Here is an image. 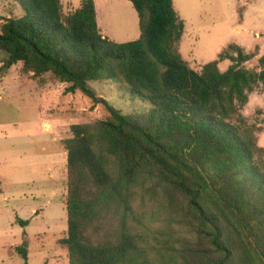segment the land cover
<instances>
[{"label":"trees","instance_id":"trees-1","mask_svg":"<svg viewBox=\"0 0 264 264\" xmlns=\"http://www.w3.org/2000/svg\"><path fill=\"white\" fill-rule=\"evenodd\" d=\"M15 2L21 17L0 16V53L6 55L1 75L21 62L34 77L51 73L70 84L67 93L80 91L92 108L102 106L108 113L96 128L116 156L117 179L82 125H72V137L62 142L69 197L68 235L61 242L69 264L133 263L139 236L125 223L116 244L84 242L83 206L74 193L89 176L106 196L120 197L130 210L122 189H130L144 172L165 188L176 212L178 229L165 235L169 241L163 261L264 264V164L256 162L264 150L242 115L250 95L264 90V55L260 70L249 69L245 64L253 56L230 45L218 60L200 72L193 70L177 49L184 23L173 0H129L139 18L140 37L125 43L103 37L95 0H82L65 20L60 0ZM224 60L232 64L222 72ZM103 81L124 85L131 98L147 102L148 108L123 114L90 86ZM17 223L29 225L28 220ZM27 247L25 242L16 249L25 264Z\"/></svg>","mask_w":264,"mask_h":264},{"label":"rangeland","instance_id":"rangeland-1","mask_svg":"<svg viewBox=\"0 0 264 264\" xmlns=\"http://www.w3.org/2000/svg\"><path fill=\"white\" fill-rule=\"evenodd\" d=\"M81 1L60 0L64 20L80 8ZM96 2L98 26L104 37L116 43L140 37H135L139 28L135 26L136 14L129 0ZM173 3L184 23V33L177 49L190 68L200 72L205 64L218 60L228 46L237 45L253 56L245 67L261 69L264 0H173ZM0 16L19 18L22 11L15 0H0ZM5 58V53L1 52L0 67ZM231 64L229 60L220 62V71H226ZM2 77L8 80L3 81ZM54 80L51 73L34 77L32 72L25 71L21 62L5 75L0 73V131H8L0 134V144L7 141L3 149L16 153V158L24 166L21 173L28 176L27 179L34 178L32 185L8 187L7 190H11L7 201L0 197V264H25L16 252L18 247H24L25 242L28 246L27 264H69L68 249L61 242L68 235L67 162L60 156L52 181H48V177H36L41 171L30 168L32 157L38 156L43 147L42 120L60 119L62 139L72 137V125L86 128L96 152L104 159L114 178H118L116 156L108 141L103 139L104 134L96 128L97 123L108 118V113L102 106L92 108V101L80 91L67 93L70 84L53 86L56 84ZM44 82L50 89L38 93L37 85ZM90 86L97 96L106 99L123 114H135L148 108L147 102L131 98L122 84L103 81L91 82ZM242 115L247 127L254 132L258 147L264 150L263 89L250 95ZM12 130L16 133L12 134ZM256 162L264 164V152L256 155ZM122 194L127 195L130 210H126L120 197L106 196L89 176L82 181L74 193V200L83 206L80 226L84 242L92 246L116 244L125 223L131 233L139 236L140 250L131 264H167L162 259L165 243L169 241L165 235H171V229H178V226L174 221L176 212L165 188L144 172L130 189L124 186ZM18 217L28 220L29 225L22 228L17 223ZM7 244L12 252L2 249Z\"/></svg>","mask_w":264,"mask_h":264},{"label":"crops","instance_id":"crops-1","mask_svg":"<svg viewBox=\"0 0 264 264\" xmlns=\"http://www.w3.org/2000/svg\"><path fill=\"white\" fill-rule=\"evenodd\" d=\"M96 4L97 2L95 0V6H97ZM134 12L136 14L135 26L139 28V18L136 11ZM97 21H98V17H97ZM135 35H136L135 37L139 36L140 30L136 31ZM2 80L6 81L8 80V78L2 77ZM54 83L56 84H54L53 86L59 84L60 86H64L68 84V83H61L57 80H54ZM49 89H50L49 84L44 82L43 84L37 85L36 91L39 93V91L44 92ZM42 123H43L42 133L45 135L44 136L45 138H43L44 140L42 143L43 147L39 151L40 153L38 156L32 157L31 162L33 164L30 165V168L31 169L33 168V170L36 169L38 171H41L40 174L37 175L36 177L38 176L43 178L48 177V181H52L51 178L54 175V173L57 171L60 156H62L64 160L67 162V153L62 144V142L65 139L61 138V132L59 130L62 121L60 119H53L50 120L49 122L47 121L45 122L42 120ZM6 133H8V131H0V134H6ZM11 133L15 134L16 132L12 130ZM3 144H0V197L1 199H3V201H7V194L11 190V189L7 190L8 187L13 188L19 186H29L34 178L32 180L27 179L28 176H25L21 173V170L24 168V166H21V161L18 158H16L17 154L11 150L6 151L5 149H3ZM8 146H12V145H8ZM48 148L50 149L48 150ZM1 166H4V168ZM5 167H8V169L6 170ZM42 173H44V175ZM11 245L12 244H10V246ZM8 246L9 244L3 245L2 249L5 251L12 252L10 248H9L10 250H8L7 248Z\"/></svg>","mask_w":264,"mask_h":264}]
</instances>
